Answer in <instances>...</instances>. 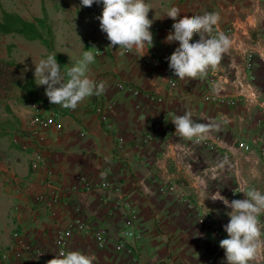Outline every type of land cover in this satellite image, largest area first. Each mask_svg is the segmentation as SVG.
<instances>
[{"label": "crops", "instance_id": "0c3cea01", "mask_svg": "<svg viewBox=\"0 0 264 264\" xmlns=\"http://www.w3.org/2000/svg\"><path fill=\"white\" fill-rule=\"evenodd\" d=\"M38 2L41 7V0ZM146 3L153 8L148 18L154 21L150 29L154 46L146 45L139 52L124 51L118 45L110 47L107 36L88 45V50L95 46L98 51L91 49L96 59L87 75L94 81L107 82L103 95L86 98L74 110L64 109L49 102L46 86L37 85L30 70L19 74L12 84L13 93L7 89L0 95V251L11 231L18 228L24 242L37 243L51 254L56 230L71 217L79 216L89 226L105 227L109 232L102 247L95 244L91 232L74 233L68 238L69 250L91 256L93 264H227L225 251L219 246L227 234L220 225L229 222L225 213L231 209L211 197L220 192L229 202L247 198L233 182V174H228V166L219 167L230 152L227 146L236 139L262 149L253 154L255 164L248 161L250 156L240 158L238 174L243 189L264 191V0ZM171 6L181 11L177 20L185 15L219 13L220 21L211 35L223 32L232 40L219 68L210 69L204 79L181 81L169 68L167 58L179 46L178 41L166 42L176 21L162 16ZM0 8V16L3 10L14 12L2 9L1 3ZM33 9L29 12L32 16L42 15L35 10V3ZM16 14L23 16L19 11ZM16 37L7 43L0 39V46L15 48L22 37L31 44L22 34ZM198 40L199 35H194L190 43ZM81 57L72 60L74 65ZM146 57L156 62L147 63ZM0 58L14 60L21 67V60L11 55L0 54ZM170 77L174 84L169 83ZM118 80L137 87L139 92L119 89ZM209 91L234 101L225 104L206 100L203 94ZM37 100H43L42 104H35ZM96 103L108 115L110 127L98 120L93 110ZM32 110L54 113L41 150L49 172L31 169L28 147L11 141L15 133L23 132ZM187 111L196 122L218 124L219 131L210 132L200 143L179 137L172 119ZM118 136L122 137L120 141ZM47 173L58 193L68 196L67 206L47 205L42 198H34L37 193H49L51 187L44 183ZM78 174L90 182L89 189L82 188ZM106 180L118 189L104 186ZM166 183L172 184V189L160 192L159 186ZM124 202L134 207L140 234L135 263H122L113 245L122 225ZM202 211L206 218L200 220ZM27 261L26 257L0 258V264ZM34 264L47 263L37 260ZM250 264L263 263L256 258Z\"/></svg>", "mask_w": 264, "mask_h": 264}, {"label": "clouds", "instance_id": "9594fccd", "mask_svg": "<svg viewBox=\"0 0 264 264\" xmlns=\"http://www.w3.org/2000/svg\"><path fill=\"white\" fill-rule=\"evenodd\" d=\"M93 3L103 4L102 13L96 19L100 21L101 31L106 33L110 47L118 45V49L139 52L146 45L154 46L150 31L154 21L148 18V13L153 8L146 0H81L84 7H91ZM180 14L178 7L171 6L162 16L176 21L172 25L174 31L167 35L166 42H179V46L167 58L169 68L174 70V75L181 81L204 79L210 69L219 68L223 55L232 47V40L223 32L211 35L220 21L219 13H204L192 17L185 15L177 20ZM194 35H199V40L190 43ZM89 49L83 52L82 57L66 74L61 72L56 54H49L46 59H40L35 64L36 84L47 86L45 94L51 104L74 110L86 98L106 92V81L97 82L87 75L89 65L96 59L91 49L98 51L95 46ZM172 122L179 137L194 140L195 143L204 141L210 132L219 131V125L214 122L193 120L190 111L176 116ZM226 165L232 166L227 157L219 167L224 168ZM240 192L247 198L229 202L220 192L211 197L212 200H221L231 209L225 213L230 217L229 222L224 225L227 238L219 241V246L225 251L227 264H250L257 258L261 248H264V225L260 220L264 215V192L256 188L241 189ZM47 264H93V258L80 251H61L55 258L47 261Z\"/></svg>", "mask_w": 264, "mask_h": 264}, {"label": "rangeland", "instance_id": "374dc122", "mask_svg": "<svg viewBox=\"0 0 264 264\" xmlns=\"http://www.w3.org/2000/svg\"><path fill=\"white\" fill-rule=\"evenodd\" d=\"M0 3L2 6H4V8L2 9L14 11L15 13H11L19 16L23 20V22H29L32 20L28 19H34L35 16H32V14H30L29 12L34 11L33 3H35V10H38V13L40 12L45 14L47 23L51 25V28H44L43 23L42 28L39 22H35L33 20L34 22L32 26H36L37 29H40L42 31L41 33L44 36L43 41H39L38 39H30L31 41L29 42L31 44L27 45L25 43L27 42L25 41L26 39H23L22 37L19 38V40H21V42H19L20 45L15 48H5L4 46H0V54L8 56L11 55L15 60H21V74L22 71L27 72V69L30 70L31 76L33 75L32 77L35 78V64L38 63L40 59H46L49 54H56L57 62L61 66V72L63 71L62 68L68 70L71 66L74 65V62L72 60L77 56L82 55L84 51L88 50V45L93 40H96L98 38L101 40L107 36L106 33L101 31L100 21L96 19V17L100 16L102 13V3H93L91 7L82 6L81 0H41V7H39L38 0H0ZM18 11L21 12L23 16L16 14V12ZM23 33H25L26 35L30 34L26 31ZM16 36L17 34L15 33H0V39H4L5 41H3L5 43H7L9 40L17 39L18 37ZM28 83H31V81L28 80ZM12 84L13 83L9 84L8 89L9 92L13 93L15 88H12ZM19 91L21 90L19 89ZM2 93H4V90L0 89V95H2ZM261 100L264 101V96L261 97ZM42 101L43 100H37L34 103L39 105L42 104ZM261 116V118L264 119V113H262ZM247 145L248 147L246 149L237 147L236 139L233 142L232 146H227V152L228 150H230V152H228L227 158L232 165L231 167H228V174H230V176H232L231 173L233 174V182L235 181V184H237L238 187L242 189V178L238 174V168H240L239 161H242V159L240 158H247L250 156L247 159L252 165L257 162L253 154L258 153V151H262V149H257V146H249L248 143ZM238 187L236 189H238ZM260 220L262 225H264V215L260 217ZM220 229L221 231H223L224 226L220 225ZM262 231H264V229H262ZM262 239H264V235H262ZM168 241L166 242V244L168 243ZM116 252H118V259H120L122 263L137 262L136 260H134V258L121 250H116ZM170 253L171 252L169 251V254ZM257 258L264 264V248H261Z\"/></svg>", "mask_w": 264, "mask_h": 264}, {"label": "built area", "instance_id": "2783aa9c", "mask_svg": "<svg viewBox=\"0 0 264 264\" xmlns=\"http://www.w3.org/2000/svg\"><path fill=\"white\" fill-rule=\"evenodd\" d=\"M157 28V26H154ZM124 50V49H123ZM126 51V50H124ZM145 62L155 63L154 58L146 57ZM249 63L246 62V67ZM248 68V67H247ZM173 71V70H172ZM170 84H174V79H168ZM116 86L121 90H129L134 94L139 92V89L130 84L124 83L122 81H117ZM203 98L218 103L231 104L233 103V98L223 96L214 91H209L203 94ZM112 102H109L111 104ZM93 110L97 115L98 120L101 124L106 127L111 126L110 119L106 112L103 111L102 106L99 103L93 105ZM25 127L22 129L23 132H17L14 136L11 137L13 143L22 144L23 147H28L27 152V163L28 166L33 170H46L49 172L45 160L42 154V145L45 141V135L47 129L51 126L54 120L53 112H40L39 110H32L30 112ZM121 136L117 137V140L120 141ZM237 147L241 149H246L248 147L247 143L244 140H237ZM49 173H47L44 179V183L51 187L48 190V194L37 193L34 195L35 199H43L44 204L51 205L53 203H59L63 207L68 204V196L60 195L55 188L54 183L49 179ZM77 180L80 182L82 188L85 190L90 188V182L86 179L83 174L77 175ZM104 186H110L114 191L118 189L117 186L109 184V181H103ZM172 189V184L166 183L165 186H159L160 192H165ZM16 208V206H14ZM13 208V209H14ZM78 208L77 205L74 207ZM124 216L122 219V225L114 235L113 245L116 250H121L132 258L136 259L138 254V239L140 237L139 230L135 226L136 222V213L134 207L129 202L123 203ZM206 218V212L200 213V220ZM81 232H91L94 237L95 244L98 247H102L108 237V231L105 227H92L89 226L86 221L81 219L79 216H74L68 219L65 224L56 230L52 242L54 245V250L51 254H47L37 243H27L22 240V232L18 228H14L11 231L10 239L7 244L4 245L0 251V258L7 260L9 258H22L26 257L28 259L26 264H34L37 260H42V262L49 261L50 259L55 258L59 252L63 251L65 253L69 252L68 248V238L74 233ZM138 264H140L138 262Z\"/></svg>", "mask_w": 264, "mask_h": 264}, {"label": "trees", "instance_id": "16d2710c", "mask_svg": "<svg viewBox=\"0 0 264 264\" xmlns=\"http://www.w3.org/2000/svg\"><path fill=\"white\" fill-rule=\"evenodd\" d=\"M25 20V19H24ZM35 22H39V24L43 28H49L48 23L46 21V15L42 13V15L38 17H34ZM24 21L17 15H14L8 11H2L0 16V33H17L26 35L23 32H29V35L25 37L29 39H38L39 41L44 40V36L41 33L40 29H37L36 26H32L34 21ZM20 32V33H18ZM40 33V34H39ZM20 74V66L15 63L13 60L0 58V89L4 90V92L8 89L10 83H14Z\"/></svg>", "mask_w": 264, "mask_h": 264}]
</instances>
